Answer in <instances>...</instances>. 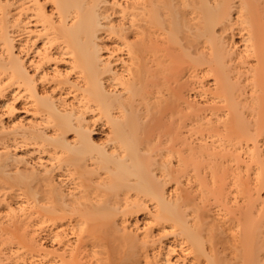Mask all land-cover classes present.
I'll return each mask as SVG.
<instances>
[{"label": "bare ground", "instance_id": "1", "mask_svg": "<svg viewBox=\"0 0 264 264\" xmlns=\"http://www.w3.org/2000/svg\"><path fill=\"white\" fill-rule=\"evenodd\" d=\"M0 96L29 264H264V0H0Z\"/></svg>", "mask_w": 264, "mask_h": 264}, {"label": "rangeland", "instance_id": "2", "mask_svg": "<svg viewBox=\"0 0 264 264\" xmlns=\"http://www.w3.org/2000/svg\"><path fill=\"white\" fill-rule=\"evenodd\" d=\"M46 6H48V5H46ZM14 7H16V6H13V7H11V8H14ZM30 26H32V24H30ZM14 35H16V33L14 34ZM18 39H19V37H17ZM184 78V77H183ZM183 80V79H182ZM184 81V80H183ZM190 86V85H189ZM197 86V85H196ZM192 87H186L185 89H186V91L189 93V94H193L196 90H194V89H191ZM3 98L0 96V102H1V100H2ZM195 100H197V101H199V102H203L204 100H205V97H204V95H202V96H196L195 97ZM20 102L19 101H16V102H14V106H15V112H14V114L12 115L13 117H15V115H16V117H19L20 119H27L28 121H29V119L31 118V115H30V112H26L24 109H23V106L21 105V104H19ZM21 105V106H20ZM201 106V105H200ZM2 110H4L3 112L5 113L6 112V109H2V108H0V111H1V113H2ZM3 113V114H4ZM27 113V114H26ZM217 114H220L219 112H217ZM18 115V116H17ZM2 117V116H1ZM11 117V116H10ZM10 117H8V115L7 114H5V115H3V118H2V120H3V122L5 121V120H9V118ZM28 117V118H27ZM5 119V120H4ZM11 119V118H10ZM186 123H190L189 121H186ZM194 128H198L197 126L196 127H194ZM188 128H185L184 129V132H186L185 130H187ZM203 129H204V127H203ZM213 129H215V131H216V133L217 134H219V135H221L224 131H222V129H221V127H220V124L219 125H217V124H214V127H213ZM193 130H196L197 131V129H193ZM199 130V129H198ZM201 130V129H200ZM196 131L194 132V133H196ZM204 132H200L201 133V135L200 134H198V135H200V136H202V134H204L205 135V133H207L206 131H205V129L203 130ZM191 134V133H190ZM211 134V133H210ZM194 135V134H193ZM198 135H196L195 137H197ZM203 135V136H204ZM207 135H209V132H208V134ZM206 135V136H207ZM192 136V135H191ZM194 136H192V138H193ZM36 147L35 146H27V147H22L21 148V151H23L24 149H28V150H30V153H29V155L31 156H28V157H30V158H28L29 160H33V162H35V161H37L36 159H37V151H34L33 149H35ZM32 150V151H31ZM21 151H20V149H17V151L16 152H20L21 153ZM36 157V158H35ZM35 158V159H34ZM233 164V163H232ZM231 164V166H233ZM33 211V210H32ZM34 211H36L37 212V210L36 209H34ZM35 212V215L33 216V217H30V219L28 218H26V220L27 221H29V222H27L26 220H24V222L21 224V228L20 229H17V230H14V229H12V228H10V226H2L1 227V230H0V232H1V234H0V256L1 255H3V254H1V253H5V257H6V259L7 260H5V257H4V255H3V259L5 260V262H4V260L0 257V259H1V263L2 264H5V263H7V264H23L24 262H27V264H29V260H32L31 259V255L33 256V253H34V256H36L35 255V250H36V248L35 249H33V247H34V245L36 246V240H38V239H40V242L42 243V244H44L47 248H48V250L49 251H52V250H54V248H56L57 247V243L56 242H51L50 240H49V236H48V234L47 233H49V231L51 230V229H54L55 228V226H56V224H54V222H51V221H47L46 223L44 222V224H41L42 222H41V218L40 217H38L37 216V213ZM39 219H38V218ZM39 220H40V222H39ZM139 224H141V222H139ZM12 227V226H11ZM33 230H35L36 231V233H34L33 232ZM49 230V231H48ZM70 237V236H69ZM32 238H33V240H32ZM37 238V239H36ZM34 239H35V242H34ZM34 244V245H33ZM51 248H53V249H51ZM3 250V251H2ZM38 254V253H37ZM176 254V253H175ZM175 254H173V255H175ZM49 256H51V257H46L44 260L46 261H49L48 262V264L50 263V264H55V263H52V261L50 262V260L51 259H54V257H52V255H49ZM22 257H24V258H22ZM33 258V257H32ZM34 259V258H33ZM37 259H39V257L37 258ZM48 259H50V260H48ZM3 260V261H2ZM55 260V259H54ZM56 260H57V258H56ZM7 261V262H6ZM44 261V262H45ZM47 261H46V263H47ZM4 262V263H3ZM43 262V258H42V261H41V264L42 263H44ZM0 263V264H1ZM45 263V264H46ZM38 264V263H37Z\"/></svg>", "mask_w": 264, "mask_h": 264}]
</instances>
